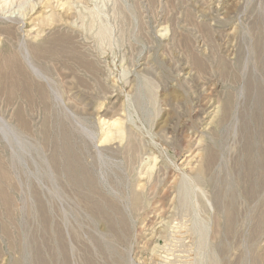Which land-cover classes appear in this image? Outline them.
<instances>
[{"label": "rangeland", "instance_id": "1", "mask_svg": "<svg viewBox=\"0 0 264 264\" xmlns=\"http://www.w3.org/2000/svg\"><path fill=\"white\" fill-rule=\"evenodd\" d=\"M0 264H264V0H0Z\"/></svg>", "mask_w": 264, "mask_h": 264}, {"label": "bare ground", "instance_id": "2", "mask_svg": "<svg viewBox=\"0 0 264 264\" xmlns=\"http://www.w3.org/2000/svg\"><path fill=\"white\" fill-rule=\"evenodd\" d=\"M262 100V99H261ZM262 102V101H261ZM66 142V141H65ZM68 143V142H67ZM63 147H64V145H63ZM67 147H68V144H67ZM69 148H71V147H69ZM60 151V150H59ZM62 151H64V149L62 148ZM72 151V150H71ZM73 152V151H72ZM72 154H74V153H72ZM64 155H65V157H67L66 159L68 160V164L71 166V168H72V170H75V163H74V161H73V156L71 155V153L68 151V150H65L64 151ZM60 159V158H59ZM65 159V160H66ZM75 161H76V159H75ZM77 161H78V159H77ZM75 165H74V164ZM66 165V164H65ZM80 165V164H79ZM79 165H78V168H79ZM59 166V165H58ZM63 167V166H62ZM66 167H68V165L66 166ZM83 167V166H82ZM69 168V167H68ZM66 169V168H65ZM82 169V168H81ZM68 170V169H67ZM79 170V169H78ZM66 171V170H65ZM70 171H71V169H70ZM85 171V170H84ZM78 173V172H77ZM81 173H82V171H81ZM85 173V172H84ZM83 173V174H84ZM79 174V173H78ZM72 175V174H71ZM78 176V175H77ZM81 176V175H80ZM82 176H84V175H82ZM82 178V177H81ZM84 178H86V177H84ZM72 179V178H71ZM77 178H75V180H76ZM78 182V181H77Z\"/></svg>", "mask_w": 264, "mask_h": 264}]
</instances>
